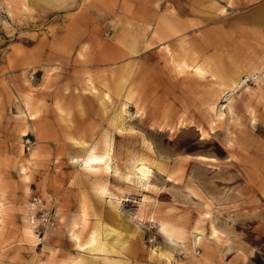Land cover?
<instances>
[{
    "label": "rangeland",
    "instance_id": "obj_1",
    "mask_svg": "<svg viewBox=\"0 0 264 264\" xmlns=\"http://www.w3.org/2000/svg\"><path fill=\"white\" fill-rule=\"evenodd\" d=\"M0 264H264V0H0Z\"/></svg>",
    "mask_w": 264,
    "mask_h": 264
},
{
    "label": "bare ground",
    "instance_id": "obj_2",
    "mask_svg": "<svg viewBox=\"0 0 264 264\" xmlns=\"http://www.w3.org/2000/svg\"><path fill=\"white\" fill-rule=\"evenodd\" d=\"M158 41V40H157ZM206 60V59H205ZM202 61V60H201ZM204 62V61H203ZM200 67V66H199ZM207 70V69H206ZM206 72V71H205ZM207 73V72H206ZM194 75V74H193ZM235 75V74H234ZM233 75V76H234ZM199 76V75H198ZM124 77V76H123ZM232 78V77H231ZM240 78L239 77H237L236 79H235V81L233 82L234 83V86L235 85H237L238 86V84H240ZM131 86V85H130ZM129 86V87H130ZM228 86V85H227ZM135 89V88H134ZM133 88H129L128 89V91H127V89H126V94H125V97H126V99H127V102L126 103H130L129 101H133V100H135L137 97V95H135V92H136V90H134ZM93 90V92H95L96 90H94V89H92ZM137 93V92H136ZM137 100V99H136ZM138 102L139 101H137V104H138ZM136 103V102H135ZM137 104H135V105H137ZM125 106H127V104L125 105ZM207 107H208V110L209 111H212L213 109H214V103L213 102H208L207 103ZM234 106H231L230 107V111H232V112H234V115H235V117H237V118H235L236 119V121L238 122V119H239V115L238 114H236L235 113V111H234ZM253 113V112H252ZM224 114L222 113L221 114V116H223ZM216 116V115H215ZM222 119V118H221ZM212 123V122H211ZM214 123V122H213ZM213 123H212V125H213ZM190 122H188L187 123V121H183V122H180V125L181 126H183V128H186L187 127V125L188 126H190ZM120 127V126H119ZM211 131H213V132H215V129L213 128V126H212V128H210V131H208V130H202V134H203V139L205 138V137H209L210 135H211ZM78 161V160H77ZM90 161L92 162V167H90V170H93L94 172H99L100 171V169L99 168H97L96 167V165H98V164H100L101 162H102V160L101 159H99V158H91L90 159ZM201 232H203L201 229H199ZM211 236H213L214 238H217L218 240H220V238H219V232L216 230V229H212V232H211ZM75 239L77 240V242H78V246L79 247H81V248H83L84 246L83 245H81L80 244V239L81 238H79V236H77V235H75ZM102 240L100 239V238H98V236H97V234L96 233H94L93 235H92V238H91V240L89 241V243H91L92 245L93 244H95V247H98V248H100L101 246H102V242H101ZM200 241V240H199ZM207 244V243H206ZM202 246V245H201Z\"/></svg>",
    "mask_w": 264,
    "mask_h": 264
},
{
    "label": "crops",
    "instance_id": "obj_3",
    "mask_svg": "<svg viewBox=\"0 0 264 264\" xmlns=\"http://www.w3.org/2000/svg\"><path fill=\"white\" fill-rule=\"evenodd\" d=\"M82 36H85L84 34H82L81 33V36H79V35H77V36H72V38H71V40H72V42L73 43H80V40H82ZM86 39V37L84 38V40ZM83 40V41H84ZM102 52V51H101ZM58 57V53L57 54H52V56H50V57H46L47 59H49V58H57ZM43 60V59H42ZM41 60V61H42ZM37 61L35 60V61H31L30 62V64H33V63H36ZM27 63V62H26ZM84 84V83H83ZM92 89H94V90H96V87H90V92H92L93 94L94 93H96L97 92V90L95 91V92H93V90ZM102 91V90H101ZM105 92V91H104ZM97 95H98V93H97ZM99 95H100V93H99ZM106 95H108V93H106Z\"/></svg>",
    "mask_w": 264,
    "mask_h": 264
}]
</instances>
